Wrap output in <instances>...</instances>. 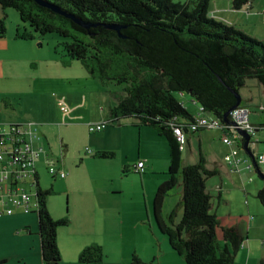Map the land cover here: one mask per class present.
Wrapping results in <instances>:
<instances>
[{
    "label": "trees",
    "instance_id": "1",
    "mask_svg": "<svg viewBox=\"0 0 264 264\" xmlns=\"http://www.w3.org/2000/svg\"><path fill=\"white\" fill-rule=\"evenodd\" d=\"M48 1L92 26L85 30L32 0H0L2 8L15 10L23 24L16 28L14 38L28 41L58 34L64 39L59 45L68 61L80 62L102 83L116 79V84H125V96L110 110L109 124L135 118L138 125L154 129L169 146V177L158 186L152 202L156 228L185 264H234L244 238L236 226H221L206 189L207 179L218 171L206 168L202 154L196 164L182 165L183 154L168 123L174 117L189 122L196 119L177 95L188 96L204 113L222 120L236 103L230 90L240 95L247 80H256L264 87V41L213 18L209 12L212 0ZM251 2L231 0L234 10L248 7L249 11ZM5 21L6 17L0 20V38L6 33ZM110 25L119 31L106 28ZM95 156L112 158L114 154L100 152ZM253 164L260 172L255 161ZM179 178V208L164 217V200ZM36 179L43 264H59L57 232L68 221L51 217L47 208L51 191L41 190L37 175ZM257 197L262 203L264 184ZM179 209L181 218L175 222ZM104 257L103 248L92 244L79 253L78 262L102 264ZM130 264L144 263L133 255ZM259 264H264V258Z\"/></svg>",
    "mask_w": 264,
    "mask_h": 264
},
{
    "label": "crops",
    "instance_id": "2",
    "mask_svg": "<svg viewBox=\"0 0 264 264\" xmlns=\"http://www.w3.org/2000/svg\"><path fill=\"white\" fill-rule=\"evenodd\" d=\"M252 2L251 9L247 11L248 7L234 10L231 0H213L209 12L216 20L257 38L254 35L256 24L240 16H251ZM10 10H4L0 5V20L4 17L12 20L14 15ZM19 24L15 29L9 24L5 36L0 38V102L8 119L37 124L41 136L37 147H43L48 159L66 174L65 178L54 177L51 185L43 187L39 171L41 167L46 169V158L42 154L39 156L35 170L40 189L51 191L47 197L49 213L55 220L65 218L68 221L57 232L61 254L59 264H81L78 262L79 253L92 244L103 248L105 257L102 264H111L113 259L122 261L120 264H130L133 255L146 261L148 254L159 264L163 258L174 260V253L168 247L165 236L155 225L149 227V216L144 217V211L147 214L149 208V196L145 195L144 208L135 205V208H127L126 213L120 205L121 201L116 199L123 193L122 188L117 186L119 179L133 172V166L141 159H144V173L138 175L143 188L149 184L156 191L168 179L167 171L161 172L167 178L158 180L153 177L159 171L156 168L157 153L161 158L160 169L165 164L164 148L169 166L170 152L166 140L151 127L138 125L135 118L121 119L107 125L101 132L90 133L87 129L89 123L111 120L110 110L117 105L119 97L115 94L106 96V91L102 92L101 88L98 89L99 95L85 90L78 93V82L83 81L85 85L98 79L91 77L80 62L68 61L64 54L58 56L55 51L51 56L48 54L39 60H29L27 50L33 55L30 44L32 46L34 40L11 39ZM39 46L42 47L41 44ZM20 47L25 48L23 53L19 51ZM14 106L15 109H12ZM68 109L70 112L65 116ZM202 132L187 134L186 148L192 150L196 141L200 149L203 144L199 134ZM133 139L138 144L135 151L130 150ZM148 141L154 151H141L142 145ZM86 148L91 151L90 154ZM100 152H112L114 156H95ZM182 154L185 158L184 152ZM199 154H202L201 149ZM210 163L206 160V168L216 169L210 168ZM216 190L220 191V187L217 186ZM207 192L213 195L208 189ZM220 197L221 192H218ZM63 200L64 203L67 201V207L66 203L63 207ZM162 215L167 216L164 215V206ZM127 216L130 217L128 221ZM133 223L140 227L138 233L130 237L126 225L130 227ZM0 264H43L37 212L0 218Z\"/></svg>",
    "mask_w": 264,
    "mask_h": 264
},
{
    "label": "rangeland",
    "instance_id": "3",
    "mask_svg": "<svg viewBox=\"0 0 264 264\" xmlns=\"http://www.w3.org/2000/svg\"><path fill=\"white\" fill-rule=\"evenodd\" d=\"M175 2H185L187 0H174ZM253 11L249 14L250 17L246 18L244 15H240L244 20L247 19L252 24H256L257 31L254 35L261 41H264V0H252ZM213 6V0L210 2L209 8ZM209 9V10H210ZM245 9V7L243 8ZM12 11L14 18L11 20L6 18V29L9 24H12L11 27L15 29L16 24H19L20 19L18 13L15 10ZM243 12L246 13L244 10ZM23 24H19L22 26ZM11 35V34H10ZM14 36V35H13ZM252 37V36H251ZM11 35V39H13ZM254 38V37H253ZM64 39L58 34L50 33L44 36H37L30 47L33 49L27 57L31 58L29 60H39L46 55H53L56 51L60 56L62 54L60 43ZM8 40H6L7 42ZM39 44L42 45L39 46ZM59 45V46H58ZM9 46L11 43L9 42ZM58 46V48H56ZM21 48V49H20ZM19 51L23 53L25 48L20 47ZM57 49V50H56ZM125 84H116V79L109 80L106 83H102L99 80H90L87 84L84 85V82H78L76 84L77 92L80 93L81 90L87 91V93L98 95L101 88V91H106V96L112 97L114 94L119 98L125 96L124 93ZM105 96V97H106ZM241 96V106L248 108L250 112V122L255 125H264V112H261L260 109L264 108V87L259 84L256 80H247L245 86L240 91ZM178 99L184 104L185 108L193 114H198L199 107L198 104L193 102L188 96H178ZM15 109V106L12 107ZM6 112L2 109L0 102V124H9V123H18L15 119H8V115H4ZM29 122V121H25ZM263 133L258 132L252 140H257L259 143L256 147L255 152L257 154L262 153L263 144ZM199 138L202 141L201 152L206 160H210V168H216L218 171L215 176L209 177L207 179V189L210 190V193L213 194L212 198V212H215L216 216L220 220L222 226L233 227L236 226L240 235L244 238L243 245L236 252L234 257V264H259V261L264 258V205L258 199L257 194L259 190L263 187L264 181H262L256 170L250 165L252 164L250 156L242 149H235L234 152L237 155V158L240 160L238 165V171H230V167L227 165L230 149L228 146L222 142V132L220 130L212 131H203L199 134ZM165 142V140H164ZM196 144L193 146L192 150L186 148L184 151V156L182 160V165L185 164H196L199 159V146L196 141ZM166 143V142H165ZM138 146L136 140H132L130 144V150H136ZM141 151H154V147L148 141L146 144H143ZM164 166L160 169L161 162L157 160V169L159 170L156 175L153 177L160 180L161 178H167L166 175H162L161 172H166L168 168V157L166 156V148H164ZM144 162V159H141ZM149 162V161H148ZM159 162V163H158ZM148 167L151 168V163L148 164ZM260 172L264 174V166H258ZM162 170V171H160ZM162 175V176H161ZM143 176V175H142ZM179 176V174H178ZM52 175H50L47 169L40 168L39 179L43 187H48L54 181ZM32 178L28 179V182L21 183V185L27 189L31 190L32 193L35 192L34 188L30 186ZM117 186L122 188L123 193L119 195L116 199L121 201L120 205L123 207L124 213L127 212V208L131 209L135 205H138L144 208L145 195L149 196L148 204L149 208L146 212L144 211V217L149 216V221L151 224L155 225L153 220L152 213V201L154 196V187H150L149 184H146V187L143 188L141 185L139 175L133 172H129L127 177L119 179ZM220 187V191L216 190V187ZM247 194H245V192ZM218 192H221V197L218 198ZM181 202V185L180 178L179 184L169 192L164 200V215L167 216L171 214L174 209H178ZM66 207H67V201ZM63 200V207L65 206ZM177 206V207H176ZM135 208V207H134ZM36 212V211H35ZM133 212V211H131ZM178 215L175 216V222H178L181 218V209L178 211ZM125 219V217H124ZM130 217H126L128 221ZM131 222V221H130ZM136 223V222H135ZM128 234L132 237L134 234H137L139 224L135 225L134 223L126 225ZM154 227V226H152ZM217 237L220 244H222V235L220 230L217 231ZM134 238H132L133 240ZM167 240V238L165 237ZM167 245L169 246L168 240ZM222 246V245H221ZM171 249V248H170ZM172 250V249H171ZM173 251V250H172ZM174 253V260L170 261L169 259L163 258L161 264H185L184 260L177 253ZM138 257V256H137ZM142 260V259H141ZM122 261L118 259L111 260V264H120ZM142 262L144 264H159L157 259H152L148 254L146 261Z\"/></svg>",
    "mask_w": 264,
    "mask_h": 264
},
{
    "label": "built area",
    "instance_id": "4",
    "mask_svg": "<svg viewBox=\"0 0 264 264\" xmlns=\"http://www.w3.org/2000/svg\"><path fill=\"white\" fill-rule=\"evenodd\" d=\"M260 111L264 112V109L261 108ZM69 112L70 109L67 110L65 116ZM109 122V120H104L89 123L87 129L90 133L101 132L109 125ZM168 127L172 130L179 151L182 153L187 146V134L220 130L223 144L230 149L227 165L232 172L238 171L240 160L234 150L242 149L244 138L241 133H245L249 135L248 148L253 160L258 166H264V137L261 142L263 151L260 154L255 152L259 142L252 140L258 132L264 135V125L251 123L250 112L245 106H238L231 110L226 123L211 113H204L199 106L198 114L193 122L178 120L174 117L169 121ZM40 140L38 126L34 122L0 124V218L19 213L37 212L38 190L35 167L41 154L45 155L48 173L52 177L65 178V172L56 168L55 163L48 159L49 156L45 154L43 147H37L36 143ZM86 151L91 153L87 148ZM253 165L252 162L250 167L254 168ZM132 170L136 174L144 173L143 161L136 163ZM29 178H32L30 186L34 188V193L31 190L27 191L21 185V183L28 182Z\"/></svg>",
    "mask_w": 264,
    "mask_h": 264
},
{
    "label": "water",
    "instance_id": "5",
    "mask_svg": "<svg viewBox=\"0 0 264 264\" xmlns=\"http://www.w3.org/2000/svg\"><path fill=\"white\" fill-rule=\"evenodd\" d=\"M32 1L35 2L38 6H40L42 8H46V9L52 11L55 14H58V15H60L62 17H65L66 19L71 20L77 26H79V27H81V28H83L85 30H88L92 26L91 24L84 23L81 19L75 18L71 14H67L66 12L62 11L59 6L55 5L54 3L49 2L48 0H32ZM106 28L112 29V30H115V31H119V28L117 26H115V25H110V26H107ZM230 91L234 95L236 103L229 110V112H227V113H225L223 115V121L225 123L227 122V117H228V114L230 113V111L241 105V96L239 94L235 93L233 90H230ZM241 135L244 138L243 150L252 158V154H251V152H250V150L248 148L249 135H247L245 133H241ZM252 162L254 163L253 158H252ZM257 174H258L259 178L264 181V175L261 172H259V171L257 172ZM262 203L264 204V198L262 200Z\"/></svg>",
    "mask_w": 264,
    "mask_h": 264
}]
</instances>
